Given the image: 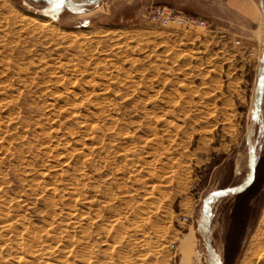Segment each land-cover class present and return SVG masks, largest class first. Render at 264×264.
Wrapping results in <instances>:
<instances>
[{"label":"rangeland","instance_id":"1","mask_svg":"<svg viewBox=\"0 0 264 264\" xmlns=\"http://www.w3.org/2000/svg\"><path fill=\"white\" fill-rule=\"evenodd\" d=\"M253 1V21L224 25L204 14L237 11L197 0H67L55 14L0 0V228L10 216L25 244L60 240L68 264H240L264 212V0ZM153 5L208 25L163 28L145 17ZM256 176L234 235L236 195ZM18 236L0 264H17Z\"/></svg>","mask_w":264,"mask_h":264},{"label":"bare ground","instance_id":"2","mask_svg":"<svg viewBox=\"0 0 264 264\" xmlns=\"http://www.w3.org/2000/svg\"><path fill=\"white\" fill-rule=\"evenodd\" d=\"M101 6V5H100ZM90 12V11H89ZM42 27H47L48 29H56L58 25L54 23L51 19H46L42 24ZM70 63V62H69ZM67 67V66H65ZM79 71V70H78ZM8 102V101H7ZM103 104V103H102ZM13 116V115H12ZM2 143V142H1ZM5 149V148H4ZM155 174V173H154ZM43 188V187H42ZM150 188V187H149ZM76 193V192H75ZM82 197V196H81ZM153 203V202H152ZM73 206V205H72ZM154 210V209H153ZM151 212V211H150ZM262 216L259 219V227L262 229L261 234L262 236L260 238H256L254 236L251 241L249 246L247 247L244 256L240 262V264H264V212H262ZM72 214V213H71ZM146 214V213H145ZM49 215V214H48ZM56 215V214H55ZM70 215V214H68ZM7 216V215H6ZM67 216V215H66ZM78 216V215H77ZM69 218V217H68ZM15 219V218H14ZM19 219V218H18ZM22 218H20L21 220ZM70 219V218H69ZM16 220V219H15ZM69 221V220H68ZM71 221V220H70ZM145 221V220H144ZM22 222V221H21ZM55 222V221H54ZM59 222V221H58ZM53 223V222H52ZM144 223V222H143ZM18 223L11 221L10 216L9 218H6L5 220L2 221L1 224V232H0V240H1V247L0 250H2L3 245H10V240L13 235H19L18 232L20 230H17V225ZM20 224V223H19ZM23 224V223H22ZM61 224V222H60ZM71 224V222H70ZM79 226V223H77ZM47 225V224H46ZM73 225V224H72ZM138 225V224H137ZM64 227L62 224L60 225ZM22 227V226H21ZM48 227V226H47ZM46 227V228H47ZM51 227V226H50ZM72 227V226H71ZM45 228V227H44ZM51 229V228H50ZM142 229V228H141ZM43 230V229H41ZM120 230V229H119ZM22 231V230H21ZM53 231V229H52ZM81 231V230H80ZM143 232V231H142ZM21 233V232H20ZM25 233V232H24ZM29 233V232H28ZM47 234V233H46ZM111 235V234H110ZM187 235V234H186ZM52 236V235H51ZM81 236V235H80ZM19 237V238H18ZM17 237L18 239V245H22V252L19 255H16L17 250L15 251L16 255V263L17 264H29L30 260L28 257L31 258V256H39L40 259H43L46 264H68L67 262L69 261L68 259L71 258L72 256V250L67 251L64 250L65 246L62 247L60 240L56 241L53 245H49L48 248L44 247L46 244V240H42L40 235H35L33 240H30L31 243L25 244L23 242V239L20 235ZM50 237V236H49ZM64 237V236H63ZM85 237V236H83ZM130 238V237H129ZM138 238V237H137ZM57 239V238H56ZM78 239V238H77ZM76 239V240H77ZM126 240V239H125ZM13 241V239L11 240ZM17 241V240H16ZM127 241V240H126ZM21 242V243H20ZM78 242V241H77ZM27 243V242H26ZM87 243V242H86ZM139 243V242H138ZM151 243V242H150ZM14 244V243H12ZM74 244V242H73ZM141 244V243H140ZM24 245L28 246V249H25ZM75 245V244H74ZM118 246V245H117ZM147 246V245H146ZM4 247V246H3ZM181 254L183 255V258L186 260H190L191 256L195 253V247H196V234L194 231V228L191 227L190 232L188 235L182 240L181 242ZM20 248V247H19ZM64 248V249H63ZM76 250V249H75ZM220 250V249H219ZM19 251V250H18ZM64 252L63 255H61V252ZM27 252V253H26ZM79 252V251H78ZM117 252V251H115ZM14 253V252H13ZM76 253V252H75ZM83 254V253H82ZM61 255V256H60ZM118 255V254H117ZM71 256V257H70ZM90 256V255H89ZM135 256V255H134ZM152 256V255H151ZM84 257V256H83ZM145 257V256H144ZM142 258V257H141ZM82 259V258H81ZM87 259V258H86ZM139 259V258H138ZM150 259V258H149ZM2 260V259H1ZM90 260V259H89ZM145 258L141 259V261L144 262ZM88 261V260H87ZM140 261V259H139ZM4 262V261H3ZM79 262V261H78ZM107 262V261H106ZM123 262V261H121ZM120 262V263H121ZM125 262V261H124ZM31 263V262H30ZM70 263V262H69ZM81 263V262H80ZM129 263V262H128ZM33 264V263H32ZM71 264V263H70ZM83 264V263H81ZM123 264V263H122ZM143 264V263H142Z\"/></svg>","mask_w":264,"mask_h":264},{"label":"built area","instance_id":"3","mask_svg":"<svg viewBox=\"0 0 264 264\" xmlns=\"http://www.w3.org/2000/svg\"><path fill=\"white\" fill-rule=\"evenodd\" d=\"M151 22L168 29H189L194 27H206L208 21L202 17L184 14L165 5H153L145 14ZM236 44L242 45L241 40H236ZM254 47L247 48L248 55L258 59L259 54L256 53Z\"/></svg>","mask_w":264,"mask_h":264},{"label":"crops","instance_id":"4","mask_svg":"<svg viewBox=\"0 0 264 264\" xmlns=\"http://www.w3.org/2000/svg\"><path fill=\"white\" fill-rule=\"evenodd\" d=\"M162 1H166V0H162ZM199 2H204V3H214V5H222L223 8H226L228 10H233V11H237L238 15H234L232 18L231 16L229 17V19L223 17V18H215L213 19L212 16H210L209 13L204 14L205 17L209 20H214V22H216L217 24H226V21L234 22L235 20L241 21V19L245 20L246 22L248 21H253V16L250 15L249 11L252 10V8L255 7V2L253 0H197ZM212 17V18H211ZM224 21V22H221ZM224 24V25H225Z\"/></svg>","mask_w":264,"mask_h":264},{"label":"trees","instance_id":"5","mask_svg":"<svg viewBox=\"0 0 264 264\" xmlns=\"http://www.w3.org/2000/svg\"><path fill=\"white\" fill-rule=\"evenodd\" d=\"M262 163L263 164L260 169L264 171V161H262ZM257 167H258V164L256 166V169ZM257 185H258V176L255 177L253 183L249 187L245 188L244 190H242L236 195V203H235L234 212H233V216L234 217L236 216L235 217L236 220L234 221V225H233L234 235H236L240 231L241 232L243 231V227L240 226L237 222H240L239 220L243 219L246 216L247 206L255 193L254 188ZM231 238H230V246L233 243V241H231L233 240V238L232 239Z\"/></svg>","mask_w":264,"mask_h":264},{"label":"snow or ice","instance_id":"6","mask_svg":"<svg viewBox=\"0 0 264 264\" xmlns=\"http://www.w3.org/2000/svg\"><path fill=\"white\" fill-rule=\"evenodd\" d=\"M43 2L46 4V9H42L43 11H46L49 14H55L59 12L62 8L65 7L67 0H43ZM249 180L245 181V183L250 182Z\"/></svg>","mask_w":264,"mask_h":264},{"label":"water","instance_id":"7","mask_svg":"<svg viewBox=\"0 0 264 264\" xmlns=\"http://www.w3.org/2000/svg\"><path fill=\"white\" fill-rule=\"evenodd\" d=\"M217 264H219V262H217Z\"/></svg>","mask_w":264,"mask_h":264}]
</instances>
